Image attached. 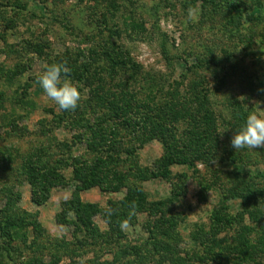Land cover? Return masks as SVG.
I'll return each mask as SVG.
<instances>
[{"label":"rangeland","instance_id":"1","mask_svg":"<svg viewBox=\"0 0 264 264\" xmlns=\"http://www.w3.org/2000/svg\"><path fill=\"white\" fill-rule=\"evenodd\" d=\"M21 2L24 9L16 0H0V209L38 220L43 234L29 226L9 246L0 239V264H264V147L231 146L248 114L264 113V0H237L238 9L231 0ZM64 56L90 66L86 74L92 78L78 85L82 99L75 111L60 110L37 79L50 60ZM149 73L177 93L204 81L217 116V156L196 160L195 172L173 166L175 185L135 176L154 166L162 144L142 143V132L112 119L110 94L121 84L137 92ZM98 121L107 132L104 158L114 159L110 166L116 165L126 184L142 185L148 193L149 203L135 207L134 215L125 201L128 185L109 188L116 179L76 190L67 164L94 160L87 142L97 138L85 124ZM31 160L64 176L41 205L32 200L23 167ZM44 185H37L40 194ZM173 185L177 196L171 195ZM18 192L11 205L8 197ZM168 198L158 209L155 202ZM77 200L97 206L90 221H79L76 208L66 209ZM110 203L130 216L120 223L121 233L113 232L105 216ZM155 230L159 244L153 246ZM245 242H254L258 251Z\"/></svg>","mask_w":264,"mask_h":264},{"label":"trees","instance_id":"2","mask_svg":"<svg viewBox=\"0 0 264 264\" xmlns=\"http://www.w3.org/2000/svg\"><path fill=\"white\" fill-rule=\"evenodd\" d=\"M21 1L16 0V3L19 8L24 9L26 4H23ZM231 2L235 9L239 8L237 0H231ZM52 63L66 64L71 69L70 77L77 85H87L90 83V78L92 77L86 74V72H90V66L83 65L82 67L77 64L75 59L73 62H69V59L65 60V56L50 60L49 64ZM132 66H134L137 72H140L138 63ZM157 76L149 73L144 78L143 86H140L137 92L131 85H119L118 90L110 94L112 99L111 113H114L112 119H117L118 127L130 128L137 133L142 132L143 138L140 140L142 143L158 139L162 144V155L155 162L154 166L140 168L135 173V176L142 181L161 178L168 182L173 181L174 184L176 181L172 179L173 166L183 165L195 172L198 171L196 160L209 162L217 156L221 145L220 132L216 112L208 96L209 87L205 85L204 81L186 89V93H177L175 88L166 89L165 85L160 84L162 78ZM60 120L62 123L64 122L63 117ZM95 123L87 122L85 124L90 129L88 131L97 138L87 142L88 148L96 154L94 160L90 161L89 164H83L76 158L67 164L68 168L72 167L74 169V176L78 181L76 190L82 191L91 186L101 185V182L106 179L109 181L116 179V185L111 182L109 188L117 191L122 186L128 185L126 204L129 206L134 204L138 208L144 207L149 203L148 193L142 185L126 184L125 176L115 171L116 165L110 166L114 159L109 155L108 159L104 158V138L107 132L100 121L96 125ZM106 153L109 154V151ZM23 167L26 169L29 183L32 184V200L37 205L43 203L44 200L42 199L53 183H60L61 180L59 178L64 177L60 171H50L49 166L41 165L38 160L25 162L23 163ZM60 169H63V167H60ZM38 183L47 184L42 187L41 194L39 193L40 188H37ZM174 185L170 190L171 195L176 194L175 189H178ZM183 186L184 184L180 183L178 191ZM19 194L18 192L17 195L8 197L9 200H12L9 201L11 205H15L13 199L14 197L19 199ZM179 194L177 193L175 196ZM169 199L171 198L156 201L157 208L162 209L163 206L168 204ZM110 206L112 213L109 215L106 212L105 216L111 222L113 221L115 225V227L112 226L113 232L115 234L116 232L121 233L120 223L130 219V216L125 210H117V205L114 207V203H110ZM71 208L78 210L79 221L85 223L90 221L87 218L91 217L94 213L93 211L91 212V209H94L95 212L98 211L96 205L83 204L79 200L75 203L69 202L66 209L71 210ZM6 213V211L0 209V221L2 220L0 239L3 244L6 243L9 246L11 245V241L22 238L21 236L25 235L29 226L34 227L33 233H38V236L42 237L40 234H43V228L38 220L34 219L28 222L24 217L14 218L12 215H6ZM157 232L158 230H155L151 235L153 246L159 244V239L156 236ZM243 233L242 238L245 240L249 232ZM245 244L246 247L254 252H257L259 249L254 242H245Z\"/></svg>","mask_w":264,"mask_h":264},{"label":"clouds","instance_id":"3","mask_svg":"<svg viewBox=\"0 0 264 264\" xmlns=\"http://www.w3.org/2000/svg\"><path fill=\"white\" fill-rule=\"evenodd\" d=\"M70 72L71 69L66 64L52 63L45 65L37 76L44 94L62 111H75L82 99L81 90L71 79ZM231 146L236 150L264 147V113L250 112L245 124L232 136ZM106 211L111 215V208ZM129 214H135L134 204ZM123 226L122 223L121 227Z\"/></svg>","mask_w":264,"mask_h":264}]
</instances>
